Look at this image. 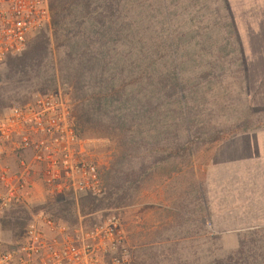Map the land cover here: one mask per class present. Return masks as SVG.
I'll return each mask as SVG.
<instances>
[{
	"label": "rangeland",
	"instance_id": "obj_1",
	"mask_svg": "<svg viewBox=\"0 0 264 264\" xmlns=\"http://www.w3.org/2000/svg\"><path fill=\"white\" fill-rule=\"evenodd\" d=\"M180 1L171 5V29L173 35L177 30L184 36L175 53L180 62L184 60V107L178 106L175 91L154 98L162 105L150 127L152 153L142 149L126 154L124 147L131 145L124 139L131 140L130 131L111 129L106 136H86L93 142L109 191L92 222L119 217L132 257L141 256L138 264H264V0H226L229 10L224 0L207 1L213 7L222 5L221 11L206 14L214 16L208 20L212 24L219 19L220 24L210 28L215 33L222 30L234 43L223 54L209 44L193 42L199 39L195 34L209 31L207 23H196L198 33L192 28L202 2L195 11L192 7L185 11ZM147 3L151 9L148 17H141L147 30L142 29V38L152 36L158 43L144 54L154 69L168 61L172 75L170 55L175 48L160 41L166 34L158 3ZM43 37H49L51 44L42 65L11 71L15 57ZM30 38L21 54L0 66V114L49 92H61L77 112L79 93L61 67L68 47L55 41L50 25ZM239 42L242 53L228 54ZM149 59L143 57L144 62ZM157 79L156 75L155 84ZM50 196L38 184L25 204L6 210L0 218L1 237L21 239L36 213L48 211L58 217L59 204L66 198L58 196L51 202ZM152 200L158 205H150ZM139 212L146 216L142 225L136 218ZM137 227L140 235L134 234Z\"/></svg>",
	"mask_w": 264,
	"mask_h": 264
},
{
	"label": "trees",
	"instance_id": "obj_2",
	"mask_svg": "<svg viewBox=\"0 0 264 264\" xmlns=\"http://www.w3.org/2000/svg\"><path fill=\"white\" fill-rule=\"evenodd\" d=\"M155 1L161 14L159 16L161 29L165 32L164 35L166 34L164 40L160 39V41L164 44L168 43V47L172 49L175 48L170 55L172 75L167 69L168 61L163 58L165 62L162 61L161 67L154 69V62L144 54L158 43L152 36L145 40L142 38L141 17L144 15L148 17L151 9L147 0H50V26L53 36L60 45L68 47L61 60V67L69 77L73 88L79 93L80 102L77 112L73 109L74 126L79 137L88 138L86 136L91 134L106 136L110 134L111 129L126 130L132 133L129 137L130 141L124 139V143L131 145L124 147L126 154L129 150L142 149H146V154L152 153L149 148L152 141L150 127L156 111L162 105V103L155 104L154 98L159 94L166 96L169 92L175 91L179 96L178 106L184 107L185 84H187L182 69L184 60L181 59L180 62L176 55L178 52L176 47L184 44V36L177 30L173 35L171 29L173 26L171 5L174 0ZM182 1L184 3L180 1L181 6L185 11L188 7H192L190 10L195 11L196 4L202 2V7L196 9L198 15L193 17L192 28L194 30L196 28L198 33L200 27L197 24L207 23L209 31L202 36L195 34L199 39L194 38V44L201 45V42L209 44L219 54L225 52L229 43L230 46H234L222 30L215 33L210 28L215 23L220 24L219 19L212 24L208 20L214 16H206L208 12L221 11L222 5L213 7L207 4L208 0ZM222 3L229 10L227 1L224 0ZM203 13L204 16H201ZM182 21L187 25L185 17ZM50 44L49 37L39 38L23 56L15 57L11 62V71L19 67L27 69L42 65ZM235 50L242 53L240 42L227 52L233 54L231 52ZM143 57L148 58L149 61L144 62ZM137 84L139 86L136 88ZM142 125H148V129H143ZM108 193V188L104 186L101 195L86 194L78 197L70 194L58 195L66 198L59 204L60 215L56 217L48 211L43 212L70 227H91L96 224V221L92 222L91 217L99 210L102 198ZM111 194L114 195V192L111 191ZM58 196L49 198L52 199L51 202L57 201ZM81 217L83 219H80ZM138 257L141 258L138 254L135 257L131 255L129 264H138L137 260L140 259Z\"/></svg>",
	"mask_w": 264,
	"mask_h": 264
},
{
	"label": "built area",
	"instance_id": "obj_3",
	"mask_svg": "<svg viewBox=\"0 0 264 264\" xmlns=\"http://www.w3.org/2000/svg\"><path fill=\"white\" fill-rule=\"evenodd\" d=\"M50 23V0H0V66ZM38 184L52 196L104 191L93 142L78 136L61 92L36 94L0 114V218L25 204ZM130 257L126 229L115 215L85 228L39 212L21 239L0 235V264H128Z\"/></svg>",
	"mask_w": 264,
	"mask_h": 264
},
{
	"label": "crops",
	"instance_id": "obj_4",
	"mask_svg": "<svg viewBox=\"0 0 264 264\" xmlns=\"http://www.w3.org/2000/svg\"><path fill=\"white\" fill-rule=\"evenodd\" d=\"M139 205H142V204L140 203ZM150 205H158V204H156V202H155L154 200H152V201H150ZM163 206H164V205H163ZM164 207H167V206H164ZM136 218H138V221H137V222H139L140 225H142V222H144V220L146 219V216L144 215L143 212H139V214L136 216ZM140 229H141V228L137 227V229H136V231L134 232V234H136V235H140V233H139V234L136 233V232H140V231H139ZM149 229H150V228H149ZM146 234H148V233H146Z\"/></svg>",
	"mask_w": 264,
	"mask_h": 264
}]
</instances>
